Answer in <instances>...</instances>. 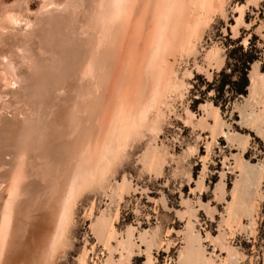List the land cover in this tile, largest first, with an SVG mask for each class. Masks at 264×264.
Returning <instances> with one entry per match:
<instances>
[{"label": "rangeland", "instance_id": "rangeland-1", "mask_svg": "<svg viewBox=\"0 0 264 264\" xmlns=\"http://www.w3.org/2000/svg\"><path fill=\"white\" fill-rule=\"evenodd\" d=\"M52 1L45 6L43 0H0L1 19L6 10L22 8L17 15L29 24L26 29L23 22L9 23L14 31L8 23L0 26V209L12 169L22 164L23 172V193L0 242V264H264V0H213L209 11L187 0L184 7L195 21L192 26L187 19V43L177 33L185 25L179 16V27L171 17L175 27L168 22L164 37L159 28L157 37L149 35L154 47L146 41L150 24L154 28L149 16L154 0H133L138 5L129 0L133 10L124 14L129 17L117 19L120 27L128 25L123 41L117 25V36L115 26L113 35L102 33L99 0ZM185 9L179 12L184 19ZM252 34L257 60L249 67L246 95L207 92L224 67L225 44L241 37L245 47ZM127 39L132 44L136 39L134 57L123 47H132ZM156 41L163 50L150 61ZM11 70L25 84L10 82ZM116 113H139L143 120L136 116V124L141 121L136 127L114 137L102 175L66 197L68 165L98 150ZM66 198L70 214L60 218L59 230ZM55 229L61 231L59 241L50 244Z\"/></svg>", "mask_w": 264, "mask_h": 264}, {"label": "bare ground", "instance_id": "bare-ground-1", "mask_svg": "<svg viewBox=\"0 0 264 264\" xmlns=\"http://www.w3.org/2000/svg\"><path fill=\"white\" fill-rule=\"evenodd\" d=\"M56 1V0H55ZM98 1V0H97ZM97 1L95 2V3H97ZM120 1L121 0H99V8H101V9H99L98 7H97V9H99V18L100 19H98L99 20V22H100V26L102 27V30H103V32L102 33H104V31H106L107 33L109 32H111L112 31V29L111 28H113L115 25H117V26H119V24L121 25V23H119V21L121 20V18H120V20L118 21L117 19H119V17L120 16H124L125 18H126V16L124 15V14H128L129 12H131V10H133V9H131V8H133L132 7V5H130L131 3L129 2V0H125V3H124V0H122L123 1V3H120ZM131 1V0H130ZM138 1V0H137ZM136 1V2H137ZM141 3L143 2V4H145L144 2L145 1H141V0H139ZM138 1V3H140ZM148 1H151V0H148ZM153 1V0H152ZM185 1H187V0H154V2H153V5H152V3H149V4H151L152 5V14H149V16L150 15H153V18L151 17V19H152V25H153V27L155 28V30H154V28H151V24H150V29L149 30H151V29H153L152 31H150L147 35V38H148V40H146L149 44L150 43H153L152 41H154L155 39V37H157L158 36V34H156L155 35V31H156V28H159V29H161L160 31H163V33H162V36L164 37L165 36V33H164V31L165 32H167L165 29V26H167L166 24H168V22H170V18L171 17H173V18H171V20L173 21V23H177V26H178V23L180 22H177V19L176 18H178L179 16L180 17H182V19H181V22L182 23H184V24H182V23H180V26L182 25H184L182 28H180V29H182V30H177V33H179L180 31H181V36H179V37H183V38H179L180 40H182L181 42H184V41H186L185 43H183V45L184 44H186L187 43V40L186 39H188V37H189V35H188V32H187V28L190 30L191 28H189L188 26L190 25H188V21L189 20H192V18L191 17H194V16H192L194 13H192V12H188V6L186 7V3H185ZM20 2V1H19ZM43 2H45L46 3V5L45 6H50V5H53L54 3H56V2H53L52 0H43ZM92 2H94V1H92ZM132 2H133V0H132ZM136 2H133L134 4H136V5H138ZM147 2V1H146ZM188 3H189V5L190 4H194L195 5V3H196V5L195 6H202V7H204V8H201V7H199L200 9H204L205 11H209L210 9L209 8H211L212 6V4H213V0H188L187 1ZM214 2H216V0L214 1ZM44 3V4H45ZM132 3V4H133ZM140 3V4H141ZM17 4V3H16ZM44 4H43V7H44ZM139 4V5H140ZM142 4V5H143ZM2 5V4H1ZM18 5V4H17ZM14 6H16V5H14ZM149 6L150 5H148V3H147V5H146V7H148L149 8ZM187 8V9H185V7ZM197 6V7H198ZM21 7V6H20ZM19 7V8H20ZM134 7H135V5H134ZM138 7V6H137ZM136 7V8H137ZM143 7H145V5H143ZM8 8H10V7H8ZM26 8V7H25ZM140 7H138V9H139ZM147 8V9H148ZM191 9H192V7H190ZM209 9V10H206V9ZM12 9L14 10V8L12 7ZM22 9V8H21ZM20 9V10H21ZM182 9H183V11H184V9L185 10H187V11H185L186 12V14H187V12H188V14L186 15V14H184V17H186L185 19L183 18V16H181L180 15V11H182ZM197 9V8H196ZM17 10H19V9H17ZM16 10V11H17ZM19 10V11H20ZM136 9H134V11H135ZM175 10H176V14H178V16H174L175 15ZM16 11H12V13H10L11 12V8H10V11L9 10H6L4 13L6 14V15H4V18L3 19H1L2 17H0V20L2 21H4V23L3 24H0V26L1 25H5L6 26V23H8L7 25H10V24H12L13 25V23L14 22H17V24L15 23L14 25H21V23L23 22L24 24H25V27H26V29L28 28L29 29V24H28V19H27V17H25V16H21V17H19L17 14H19L18 12H16ZM140 11V10H139ZM203 11V10H202ZM16 12V13H15ZM92 12V11H91ZM136 12H137V10H136ZM147 12V11H146ZM174 12V13H173ZM195 12V11H194ZM20 13H22V12H20ZM95 13V12H94ZM142 13V12H141ZM183 12H181V14H182ZM96 14H97V12H96ZM145 14V13H144ZM196 14V13H195ZM94 15V14H93ZM128 15H130V14H128ZM135 15V14H134ZM7 16V17H6ZM92 16V15H91ZM135 16H137V15H135ZM197 16H198V14H197ZM200 17H201V14L199 15ZM5 17H6V19H5ZM95 17H98V16H94V18ZM127 17H129V16H127ZM131 17V16H130ZM133 17V16H132ZM180 17L178 18V20H180ZM124 18V19H125ZM141 18H143V17H141ZM190 18V19H189ZM128 19V18H127ZM131 19V18H130ZM187 19H189L188 21H187ZM96 20V19H95ZM94 20V21H95ZM116 20L118 21L117 22V24H116ZM142 20V19H141ZM149 20V19H148ZM122 21H124L123 22V24L126 22H128V20H123V18H122ZM145 21V20H144ZM171 21V22H172ZM175 21V22H174ZM34 22H36V20H34ZM170 22V24L172 25L173 23H171ZM190 22V21H189ZM194 22L195 21H193L192 20V23H191V25L193 26V24H194ZM1 23V22H0ZM10 23V24H9ZM95 23H96V21H95ZM119 23V24H118ZM149 23V22H148ZM159 23V24H158ZM23 24V25H24ZM146 24V23H145ZM144 24V25H145ZM156 24L157 25H159V26H157V27H155L156 26ZM169 24V26H167L168 28H170L171 27V25ZM175 24H173L174 25V27H175ZM12 25H10L9 26V28L10 29H12L13 30V27H12ZM96 25V24H95ZM172 25V26H173ZM5 26H4V28H5ZM89 26V25H88ZM90 26H91V24H90ZM124 25H122L121 27L119 26V28L120 29H125V27H123ZM176 26V28H173V30L174 29H178V27ZM7 27V26H6ZM24 27V26H23ZM95 27V26H94ZM127 27H128V25H127ZM126 27V28H127ZM147 27V26H146ZM191 27V26H190ZM19 28H21V27H19ZM93 28V27H92ZM97 28H98V25H97ZM139 28V27H138ZM165 28V29H164ZM167 28V30L168 31H170V33L172 32V30H170V29H168ZM1 29H2V27H1ZM8 29V28H7ZM15 29V28H14ZM88 29V28H87ZM94 29V28H93ZM92 29V30H93ZM116 29H118V28H116V26H115V31H114V28H113V31H114V36H117L115 33H116ZM119 29V31H121ZM122 29V30H123ZM25 30V29H24ZM99 31L101 30V28L100 29H98ZM98 30H96L97 32H98ZM111 30V31H110ZM144 30V29H143ZM148 30V31H149ZM158 30V29H157ZM188 30V31H189ZM2 31H5V30H2ZM7 31V30H6ZM10 31V30H9ZM14 31V30H13ZM13 31H10V32H13ZM16 31V30H15ZM23 31V30H22ZM112 31V32H113ZM118 31V30H117ZM179 31V32H178ZM16 32H18V29H17V31ZM15 32V33H16ZM20 32V31H19ZM84 32V31H83ZM85 32H87V31H85ZM89 32V31H88ZM97 32H96V34H97ZM105 32V33H106ZM111 32V33H112ZM125 31L123 30V31H121V35L119 34L118 35V37L120 38V36H121V39L122 38H124V36L125 35H123V33H124ZM138 32V31H137ZM153 32V34L151 35V33ZM157 32H159V31H157ZM1 33V32H0ZM20 33H22V32H20ZM19 33V34H20ZM91 33H93V32H91ZM106 33V34H107ZM108 33V34H109ZM118 33V32H117ZM139 33V32H138ZM160 33V32H159ZM177 33H175L174 32V34H172V36L173 37H175V34H176V37H178V35L179 34H177ZM2 34L3 33H1V37H2ZM6 36H8V37H6V38H8V41H9V37H11V36H9L8 35V32H6ZM14 34V33H13ZM12 34V35H13ZM105 34V35H106ZM125 34V33H124ZM143 34V33H142ZM10 35H11V33H10ZM17 35H18V33H17ZM22 35H24V34H22ZM103 35V34H102ZM112 35H113V33H112ZM122 35H123V37H122ZM133 35V34H132ZM149 35L150 36H155L154 38L152 37L151 38V40H149L150 38H149ZM25 36V35H24ZM93 36V35H92ZM101 36V35H100ZM113 36V37H114ZM146 36V35H145ZM160 36V35H159ZM187 36V37H186ZM15 37H16V34H15ZM15 37H14V39H15ZM88 37H90L89 35H88ZM98 37H99V35H98ZM106 36H104V38H105ZM112 37V36H111ZM130 37V36H129ZM128 37V38H129ZM4 38H5V34H4ZM5 38V39H6ZM17 38H19V36H17ZM16 38V39H17ZM94 38H96V37H94ZM116 38V37H115ZM119 38H117L118 39V41H121V39L119 40ZM136 38V37H135ZM138 38V37H137ZM171 38V37H170ZM3 39V38H2ZM4 39V40H5ZM22 39V38H21ZM86 39H88V38H86ZM109 39H110V37H109ZM144 39H145V37H144ZM161 39H163V38H161ZM161 39H159V40H161ZM166 39V38H165ZM94 40V39H93ZM93 40H91V41H93ZM98 40V39H97ZM96 40V41H97ZM114 40V38H112V40H111V44H113L112 43V41ZM124 39H122V41H123ZM126 40V39H125ZM130 40V39H129ZM131 40H133V39H131ZM136 40V39H135ZM134 40V41H135ZM158 40V39H157ZM164 40V39H163ZM189 40V39H188ZM19 41V40H18ZM87 41V40H86ZM89 41V40H88ZM91 41H89L90 43H91ZM96 41H94V42H96ZM100 41V40H99ZM104 41V40H103ZM102 41V42H103ZM115 41V40H114ZM113 41V42H114ZM117 41V42H118ZM121 41V42H122ZM133 41V44L135 43ZM140 41V40H139ZM151 41V42H150ZM14 42V41H13ZM13 42H12V44H13ZM20 42H22V41H20ZM20 42L18 43V44H20ZM89 42H87V43H89ZM94 42H92V43H94ZM101 42V43H102ZM126 42V41H125ZM127 42H129L128 41V39H127ZM126 42V43H127ZM157 42V44H155V49L153 50L152 49V47H154L153 45H151L152 47H148V48H146L147 50L150 48V49H152L153 51L152 52H154V53H152V54H154V55H152V58L151 59H149L150 61L152 60V59H155V58H157V57H155L154 58V56H157L158 54H157V52H158V50H159V47H161L160 45H158V43H160V42H158V41H156ZM163 42H165V40L164 41H162V45H163ZM169 42V41H168ZM180 42V41H179ZM92 43L90 44V45H92ZM115 43V42H114ZM130 43V42H129ZM155 43V42H154ZM153 43V44H154ZM3 44V43H2ZM22 44V43H21ZM104 44V43H103ZM107 44H109V43H107ZM106 44V45H107ZM111 44H109V45H111ZM132 43H130V45H131ZM131 45L132 47H133V49H132V47H129V44L128 45H124V43H123V47H125V46H127V49H126V52H127V50H128V48H129V50H131L129 53L132 55L133 54V50H135L136 51V48L134 49V47L136 46L135 44L134 45ZM177 44V43H176ZM189 44V43H188ZM17 45V44H16ZM23 45V44H22ZM99 45H100V42H99ZM98 45V46H99ZM115 45H118V44H115ZM145 45V44H144ZM11 46V45H10ZM20 46V45H19ZM79 46V45H78ZM137 46H138V44H137ZM141 46V45H140ZM91 47V46H90ZM93 47H95V46H93ZM97 47V46H96ZM109 47H113V46H109ZM108 47V48H109ZM120 47V48H119ZM5 48V47H4ZM118 49H121V43H119V45H118V47H117ZM131 48V49H130ZM88 49V48H87ZM90 49V48H89ZM95 49V48H94ZM94 49H91L92 51L90 52V54L92 55V54H95V52H93L94 51ZM97 49V48H96ZM103 49H105V47L103 48ZM113 50V48H109V51L110 50ZM149 49V50H150ZM161 49L163 50V48H160V52H161ZM80 50V49H79ZM98 50V49H97ZM100 50H102V49H99V52H100V54L99 55H101V51ZM174 50V49H173ZM90 51V50H89ZM96 51V50H95ZM104 51V50H103ZM122 51V50H121ZM134 51V52H135ZM140 51V50H139ZM93 52V53H92ZM107 52V51H106ZM106 52H104V53H106ZM111 52H113V51H111ZM111 52H109L110 54H111ZM132 52V53H131ZM149 52V51H148ZM148 52H146V53H148ZM156 52V53H155ZM169 52V51H168ZM78 53V52H77ZM103 53V54H104ZM115 53H117V52H115ZM142 53V52H141ZM75 54V53H74ZM97 54H98V52H97ZM96 54V55H97ZM128 53H126V55H127ZM157 54V55H156ZM165 54V53H164ZM82 55H84L83 54V52H82ZM114 55H116V54H114ZM148 55H149V53H148ZM79 56V55H78ZM85 56H87V55H85ZM95 56V55H94ZM108 56V55H107ZM111 56H113V54H111ZM127 56H129V55H127ZM135 55L133 54L132 55V57H134ZM149 56H151V55H149ZM148 56V57H149ZM83 57V56H82ZM102 57V56H101ZM100 56H99V59H102ZM105 55H103V59H104V61H103V63L101 64V65H104V62H105ZM119 57V56H118ZM87 58H89V52H88V57ZM96 58V57H95ZM108 58V57H107ZM113 58H116V57H113ZM124 58V57H123ZM126 58H128V57H126ZM130 58V57H129ZM80 59H81V57H80ZM83 59V58H82ZM97 59V58H96ZM109 59V58H108ZM119 59H120V57H119ZM118 59V60H119ZM148 59V58H147ZM146 59V60H147ZM158 59V58H157ZM78 60V59H77ZM95 60V59H94ZM114 60V59H113ZM116 60V59H115ZM114 60V63H116V61H118V60H116L115 61ZM124 60V59H123ZM129 61V59H126V61ZM101 61V60H100ZM99 61V62H100ZM127 61V62H128ZM131 61V60H130ZM157 61V60H156ZM97 62V61H96ZM112 62V61H111ZM126 62V63H127ZM147 61H145L144 63H146ZM77 63V62H76ZM83 63V62H82ZM98 63V62H97ZM106 63V62H105ZM149 63V61L147 62V64ZM156 63V62H155ZM88 64V63H87ZM94 64H95V62H94ZM99 64V63H98ZM109 64V63H108ZM117 64V63H116ZM157 64H159V63H157ZM118 65V64H117ZM128 65V64H127ZM149 65V64H148ZM153 65H155V64H153ZM152 65V68H155L156 69V67H154ZM80 66V65H79ZM82 66V65H81ZM95 66V65H94ZM129 66V65H128ZM159 66V65H158ZM77 67V66H76ZM103 67L104 66H102V69H103ZM119 67V66H118ZM126 67V66H125ZM98 68V67H97ZM96 68V69H97ZM101 68V67H100ZM107 68V67H106ZM143 68H145V67H143ZM142 68V69H143ZM95 69V70H96ZM99 69V68H98ZM100 70V72L101 71H103V70ZM108 69V68H107ZM146 69H148V68H146ZM111 70V69H110ZM122 71H123V69H121ZM144 70V69H143ZM149 70H150V68H149ZM92 71H94V67H93V70ZM99 71V70H98ZM109 71V70H108ZM120 71V70H119ZM11 72H14L15 73V75H14V77H15V80H14V78H13V76H8V77H12L11 78V81L10 82H13L14 81V83H19V84H25V81H23L22 79H20V78H18L17 77V72H15V70L13 71V70H11ZM91 71H89V73H90ZM110 72V71H109ZM13 73V74H14ZM88 73V72H87ZM94 73V72H93ZM108 73V72H107ZM124 73V72H123ZM125 73H126V70H125ZM124 73V74H125ZM154 73V72H153ZM155 73H156V71H155ZM110 73H108V74H106V71H105V75H102V76H108ZM124 74H122V75H124ZM89 75H91V73L89 74ZM95 75H96V73H95ZM99 75V74H98ZM126 75V74H125ZM106 76V77H107ZM5 78H6V76H4ZM3 77V78H4ZM91 76H89V78H90ZM95 76H93L92 78H94ZM97 77V76H96ZM125 77V76H124ZM127 77V76H126ZM157 77V76H156ZM88 78V77H87ZM92 78H90V79H92ZM105 78V77H104ZM6 79H8V78H6ZM5 79V80H6ZM98 79V78H97ZM105 79H107V78H105ZM105 79H101V81L103 80H105ZM250 80H252L253 82L254 81H256V77L254 76V75H250V78H249ZM13 80V81H12ZM108 80V79H107ZM107 80H105V82L107 81ZM152 80V79H151ZM169 80V79H168ZM4 81V80H3ZM7 81V80H6ZM5 81V82H6ZM95 81H97V80H95ZM92 82H93V80H92ZM104 82V84H106ZM167 82V81H166ZM252 82V83H253ZM74 83V82H73ZM97 85H98V83L97 82H95ZM160 83H162V84H164V81H160ZM159 83V84H160ZM168 83L169 82H167L166 83V86L168 85ZM251 83V82H250ZM85 84H87V83H85ZM254 84V83H253ZM252 84V85H253ZM103 85V84H102ZM140 85V84H139ZM152 85V84H151ZM165 85V84H164ZM89 86V85H88ZM157 86V85H156ZM161 88H160V90L162 91V89L164 90V86L162 85L161 86V84L159 85ZM159 86H157V87H159ZM170 86V84L168 85V87ZM140 87V86H139ZM163 87V88H162ZM254 87V86H253ZM256 87V86H255ZM102 88V87H101ZM141 88V87H140ZM139 88V89H140ZM172 88V87H171ZM100 89V88H99ZM166 89V88H165ZM74 90V89H73ZM84 90V89H83ZM154 91H156V87H155V89H153ZM158 90H159V88H158ZM175 90V89H174ZM140 91V90H139ZM98 92V91H97ZM109 92H111V91H109ZM138 92V91H137ZM252 92V91H251ZM118 93V92H117ZM122 93V92H121ZM152 93V92H151ZM156 94H157V92H155ZM159 93V92H158ZM96 94V93H95ZM99 94V93H98ZM110 94V93H109ZM116 94V93H115ZM138 94V93H137ZM166 94V93H165ZM91 95V94H90ZM139 95V94H138ZM153 95L155 96V94L153 93ZM152 95V96H153ZM159 95V94H158ZM93 96V95H92ZM97 97V99L96 100H98V95H96ZM74 97V96H73ZM90 97V96H89ZM95 97V96H94ZM118 98L120 97L119 95L117 96ZM159 97V96H158ZM88 98V97H87ZM111 98H112V96H111ZM117 98V99H118ZM90 99V98H89ZM141 99V98H140ZM142 99H143V97H142ZM151 99H155V97L153 98H151L150 97V99L149 100H151ZM160 99V98H159ZM120 100V99H119ZM122 100H124L123 98H122ZM121 100V101H122ZM93 101H94V99H93ZM102 101V100H101ZM105 101V100H104ZM141 101V100H140ZM145 101V100H144ZM155 101H157L156 99H155ZM107 102V101H106ZM109 102V101H108ZM119 103H120V101H118ZM117 102V103H118ZM151 102H154V101H152L151 100ZM151 102H148V104H152L153 105V103H151ZM160 102V101H159ZM125 103V102H124ZM123 103V104H124ZM134 103V102H133ZM101 104V103H100ZM154 104H155V102H154ZM105 105V104H104ZM126 105V104H125ZM132 105V104H131ZM108 106V105H107ZM116 106H119V105H116ZM147 106V105H146ZM151 106V105H150ZM149 105H148V107H150ZM155 106V105H154ZM86 107H87V105H86ZM126 107H128V108H130L129 107V105H127V106H125V108ZM134 107V106H133ZM132 106H131V108H133ZM85 108V107H84ZM115 108V107H114ZM123 108V107H122ZM130 108V109H131ZM145 108V107H144ZM151 108V107H150ZM88 109V108H87ZM87 109H85V110H87ZM92 109V108H91ZM118 109H119V112L121 113L122 111H120L121 110V108H119L118 107ZM141 109V108H140ZM99 110V109H98ZM115 110V109H114ZM116 110H117V108H116ZM122 110H124V109H122ZM146 110H147V108H146ZM145 110V111H146ZM91 111V110H90ZM106 111V110H105ZM108 111V110H107ZM125 111V110H124ZM127 112H128V114H129V112L130 111H128V110H126ZM142 111V110H141ZM115 112V111H114ZM113 112V113H114ZM117 112V111H116ZM126 112V113H127ZM136 112H138V111H136ZM135 112V113H136ZM143 112V111H142ZM111 113V112H110ZM118 113V112H117ZM116 113V114H117ZM119 113V114H120ZM126 113H121V114H123V115H125ZM133 113V112H132ZM104 114V113H103ZM106 114V113H105ZM119 114H117V115H115L114 116V114H113V120H111V121H113V123H112V125L111 126H109V131H108V133H107V137L103 140V142L99 145V148H98V150H96L97 148H94L95 150H96V152L93 150V152H95V153H93L92 155L90 154V155H88L87 154V156L84 154L83 155V157H82V159L80 160V161H78V162H75V163H73V164H71V166L70 165H68L69 167H70V172H66V173H68L69 175H68V181L66 180V182H67V185H66V183H65V185L67 186V188H66V194H65V192H64V194L66 195V197H70V195H72V194H74V192L75 191H77V189H79L80 187H82V186H86L88 183H90L91 182V180L93 179V178H95L96 176L97 177H100V176H98V174H99V172L101 173V169H104V168H102L103 167V165H105V161H106V159H107V155H108V153H109V144H111L112 142H113V144H114V137H116V136H118L119 134H121V133H123V131L125 132V131H127V129H129L130 127L132 128L135 124H136V116H139L138 114H136L135 116L132 114V116L131 115H128L127 114V116H124L123 117V115H119ZM143 114V113H142ZM103 116V115H102ZM143 117H144V114L142 115ZM98 117V116H97ZM139 117H141V116H139ZM105 118V117H104ZM101 119V118H100ZM141 119H142V117H141ZM140 120V119H139ZM143 120V119H142ZM78 121V120H77ZM138 122L139 121H137V124L136 125H138ZM141 122V121H140ZM139 122V123H140ZM103 123V122H102ZM110 123V122H109ZM111 124V123H110ZM85 125H87V124H85ZM98 125V124H97ZM136 125H135V127H136ZM83 127H85V126H83ZM90 126L88 125V128H89ZM99 127V126H98ZM84 129V128H83ZM89 129H91V128H89ZM88 129V130H89ZM99 129V128H98ZM87 130V131H88ZM83 131V130H82ZM81 131V132H82ZM102 132V131H101ZM81 134V133H80ZM85 134H87V133H85ZM92 134H93V132H92ZM82 135H84V134H82ZM89 135H90V132H89ZM99 135V134H98ZM79 136V135H78ZM85 136H87V135H85ZM84 137V136H83ZM102 137H104V136H102ZM101 137V138H102ZM85 138H87V137H85ZM85 138L83 139V140H85ZM92 139V138H91ZM91 139H90V141H91ZM97 139V138H96ZM87 141H89V138L87 139ZM101 141V140H100ZM96 142V141H95ZM68 143V142H67ZM78 143H79V141H78ZM82 143H85V141L84 142H82ZM91 143V142H90ZM85 144H87V143H85ZM84 144V146H83V148L85 147V146H87V145H85ZM95 144V143H94ZM99 144V143H98ZM77 145V144H76ZM112 145V144H111ZM110 145V146H111ZM67 146V145H66ZM81 146V147H82ZM91 147H92V145H90ZM95 146V145H94ZM81 147H77L78 149L79 148H81ZM68 148V147H67ZM88 148V147H87ZM87 148H85V149H87ZM90 148V147H89ZM88 148V149H89ZM81 150V149H80ZM78 151V150H77ZM85 150L83 149V153H87V151H85ZM108 151V153H107V155H106V157H105V153ZM90 152V151H89ZM66 153V152H65ZM82 153V154H83ZM56 154H58V153H56ZM64 154V153H63ZM62 154V155H63ZM66 155H67V153H66ZM78 155H80L81 156V154H77V156ZM61 156V155H60ZM55 157V156H54ZM54 157H53V159H54ZM77 158V157H76ZM79 158H81V157H79ZM78 158V159H79ZM108 159H109V157H108ZM55 160V159H54ZM108 161V160H107ZM71 162V161H70ZM106 164H108V162L106 163ZM65 165V164H64ZM68 170V169H67ZM100 170V171H99ZM65 171H66V169H65ZM64 171V172H65ZM103 172V171H102ZM20 173H23L22 172V164H20V166H19V168L18 167H15V168H13L12 169V179H11V181H10V184H9V186H8V188H7V190H6V195H5V199H3L4 200V204H3V206L1 207V225H2V227L0 226V242H1V240L3 239H5L4 237H5V232H6V229L8 228H6L5 229V226L8 224V221H9V219H10V214H11V209L13 210V206H14V208L16 209V207H17V205L16 204H18V201L17 200H19V199H17V195H19V194H21V193H23V188H22V183L20 184L19 182L20 181H22V178H21V180H19L20 179ZM65 174V173H64ZM101 175H102V173H101ZM64 177H65V175H63ZM22 177V176H21ZM93 181V180H92ZM19 183V184H18ZM63 184H64V182H63ZM61 186H63L62 184H61ZM63 188V187H62ZM83 189V188H82ZM63 190V189H62ZM21 196V195H20ZM74 197V196H73ZM72 197V198H73ZM19 198V197H18ZM21 198V197H20ZM63 198V200H64V197H62ZM66 199H68V202H66V201H64V206H63V208L61 207V215H59L60 217H58L57 218V223H58V226L60 225V223H62L63 221H64V219L67 217V216H69L68 215V213L70 212V206H69V203L71 204V198H70V200H69V198H66ZM62 204H63V201H62ZM68 206H69V208H68ZM60 214V213H59ZM70 214V213H69ZM65 217V218H64ZM62 219V222H61V219ZM68 218V217H67ZM56 219V218H55ZM58 220H60V221H58ZM66 220V219H65ZM55 221V220H54ZM7 223V224H6ZM57 223L55 224L56 225V228L58 227L57 226ZM63 225V224H62ZM62 225L61 226H59L58 227V229L59 230H61L62 229ZM60 227H61V229H60ZM58 229H55V231H54V233L52 232V236L50 237L51 239H52V243L50 242V240H49V242H50V244H55L56 242L58 243V241L59 240H57V239H59L58 237H59V233L58 232H60L61 233V231H59ZM2 240V241H3ZM50 244H48V245H50ZM1 245V244H0ZM51 247V246H50ZM52 247H54V245L52 246ZM220 253V252H219ZM10 257V256H9ZM10 259V258H9Z\"/></svg>", "mask_w": 264, "mask_h": 264}, {"label": "trees", "instance_id": "trees-1", "mask_svg": "<svg viewBox=\"0 0 264 264\" xmlns=\"http://www.w3.org/2000/svg\"><path fill=\"white\" fill-rule=\"evenodd\" d=\"M255 40L256 37L252 34L245 47L241 45V37L225 44L224 67L209 84L207 92L212 90L217 97L224 96L226 93L232 97L246 95L249 67L257 60ZM213 105L220 106L216 102H213ZM219 108L222 111L223 106Z\"/></svg>", "mask_w": 264, "mask_h": 264}]
</instances>
